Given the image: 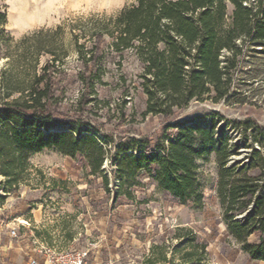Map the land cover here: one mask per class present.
I'll use <instances>...</instances> for the list:
<instances>
[{"label": "trees", "instance_id": "obj_1", "mask_svg": "<svg viewBox=\"0 0 264 264\" xmlns=\"http://www.w3.org/2000/svg\"><path fill=\"white\" fill-rule=\"evenodd\" d=\"M5 21L6 14L0 10V54L7 58L0 79L3 193L15 191L29 176L31 154L53 149L81 156L91 174L101 173L109 156L118 179L116 195L138 187V178L144 174L156 189L199 209L204 188L198 161L213 156L226 232L251 260L264 262V154L253 150L248 164H230L235 151L224 126L213 120L202 123L197 114L179 115L193 101L230 102L233 73L245 43L255 50L264 48V0L255 4L248 0H133L115 15L91 16L85 27L71 25L79 67L67 73L63 64L69 50L60 37L62 26L33 31L12 43L3 29ZM86 35L89 45L79 42ZM126 54L137 64L129 84L145 98L141 116H159L162 124L157 133L122 136L115 142L104 134L102 142L113 146L111 152L97 141L88 122L60 121L53 115L54 106L66 80L78 91L77 112L82 114L96 100L98 88L108 84L104 79L108 65L121 68ZM41 56L47 58L39 66ZM118 82L120 96H129L126 76L120 74ZM217 115L206 112L205 116ZM239 124L247 128L254 121ZM255 168L258 173H249ZM4 196L0 195V201ZM250 207L245 219H239ZM252 235L255 239L249 241ZM187 242L192 244L193 239ZM200 250L205 247L201 245ZM185 254L193 255V251ZM146 262L167 259L161 253Z\"/></svg>", "mask_w": 264, "mask_h": 264}, {"label": "rangeland", "instance_id": "obj_2", "mask_svg": "<svg viewBox=\"0 0 264 264\" xmlns=\"http://www.w3.org/2000/svg\"><path fill=\"white\" fill-rule=\"evenodd\" d=\"M132 2L0 0V10L6 14L3 29L12 37V43L33 31L62 26L60 37L69 50L63 64L67 73L79 67L71 43V25L85 27L91 16L115 15ZM89 41L87 35L79 38L85 45ZM259 49L245 43L233 73L234 94L228 104L193 101L179 113L180 117L197 114L202 116V123L213 120L224 126L235 151L230 164H248L253 150L264 154V48ZM46 58L40 57L39 66ZM6 63L7 58L0 54V79ZM136 71L137 64L130 54L125 55L121 68L108 65L104 77L108 84L98 88L96 100L89 102L82 114L77 112V89L63 80L64 93H57L54 117L88 122L97 141L111 152L113 146L102 142L104 134L111 135L115 142L122 136L157 133L161 117L141 116L145 98L129 84ZM120 74L127 78L129 96H120ZM206 112L218 115L208 117ZM247 119L254 124L247 128L236 125ZM28 161L31 168L26 180L15 191L3 193L0 189V195H5L0 201V264H28L40 243L57 249H86L92 264H146L148 258L155 260L161 253L170 264H195L196 259H202L200 264H264L251 260L226 232L213 156L198 161L204 188L203 206L199 209L180 204L156 189L144 174L138 178V187L127 189L128 194L116 195L118 179L109 156L104 159L101 173L95 174L81 156L71 157L53 149L33 153ZM249 173L256 174L258 170ZM2 181L0 176V184ZM189 239H193L192 244L187 242ZM254 239L253 235L249 237V241ZM201 245L205 247L203 252ZM187 250H192L193 255L186 256Z\"/></svg>", "mask_w": 264, "mask_h": 264}, {"label": "built area", "instance_id": "obj_3", "mask_svg": "<svg viewBox=\"0 0 264 264\" xmlns=\"http://www.w3.org/2000/svg\"><path fill=\"white\" fill-rule=\"evenodd\" d=\"M13 232V231H12ZM14 234V232H13ZM36 256H29L28 264H92L86 249H57L53 246L38 244ZM156 264H170L168 262Z\"/></svg>", "mask_w": 264, "mask_h": 264}, {"label": "water", "instance_id": "obj_4", "mask_svg": "<svg viewBox=\"0 0 264 264\" xmlns=\"http://www.w3.org/2000/svg\"><path fill=\"white\" fill-rule=\"evenodd\" d=\"M250 210H251V207L248 209V211H247V212H245L244 214H242V215L240 216V218H242V220H244V219H245V216H246V214H247V213H249V212H250Z\"/></svg>", "mask_w": 264, "mask_h": 264}, {"label": "bare ground", "instance_id": "obj_5", "mask_svg": "<svg viewBox=\"0 0 264 264\" xmlns=\"http://www.w3.org/2000/svg\"><path fill=\"white\" fill-rule=\"evenodd\" d=\"M22 9V8H21ZM30 23V22H29Z\"/></svg>", "mask_w": 264, "mask_h": 264}]
</instances>
